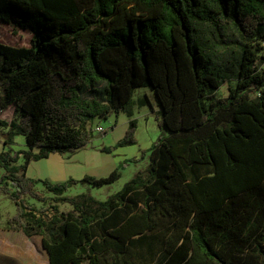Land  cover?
Listing matches in <instances>:
<instances>
[{"label": "trees", "instance_id": "trees-1", "mask_svg": "<svg viewBox=\"0 0 264 264\" xmlns=\"http://www.w3.org/2000/svg\"><path fill=\"white\" fill-rule=\"evenodd\" d=\"M0 23L32 35L0 41L6 228L39 235L49 264H264V0H0ZM139 87L154 90L160 129L139 157L99 177L27 174L87 147L111 112L128 128L100 150L135 144ZM17 135L26 148L13 151ZM145 156L103 200L66 194L111 185Z\"/></svg>", "mask_w": 264, "mask_h": 264}, {"label": "rangeland", "instance_id": "rangeland-1", "mask_svg": "<svg viewBox=\"0 0 264 264\" xmlns=\"http://www.w3.org/2000/svg\"><path fill=\"white\" fill-rule=\"evenodd\" d=\"M31 32L28 30L14 31L11 25L0 23V41L5 43H15L18 45H28L31 39ZM264 57V50L262 52ZM260 68L264 69V58L261 59ZM234 84V81L231 82ZM227 85L223 84L218 90L219 96L227 93ZM159 104L154 90L151 87H139L134 90L132 96V119L136 122L135 140L133 145L120 146L105 153L100 150L102 146H113L117 140L123 137L128 128L129 117L125 112H111L106 118L97 117L92 122L94 137L87 147L78 149L71 153L60 155L54 153L46 159L32 161L28 169L31 177L48 178L53 181H63L69 177L81 178L83 175H93L96 177L105 176L113 170L121 161L131 157H139L141 151L146 150L157 140L160 129L157 125L156 114ZM6 119L11 118L12 109L5 111ZM100 127L102 131H98ZM5 130L0 128V150L8 149L4 139ZM13 151L26 148L25 139L22 135L14 137V143L10 146ZM105 153V155H103ZM22 160V159H21ZM147 163V157L137 163L129 162L124 168H120L121 177L111 185L102 187H92L88 184H77L66 191V194L75 195L79 193H89L97 199H105L109 194L119 190L137 170L143 169ZM3 169L0 167V175ZM41 189V185H37ZM30 203L37 206L41 204L34 198L28 197ZM68 204L60 205L61 208H68ZM16 211L14 203L0 192V226L6 219L11 217ZM1 234V233H0ZM10 251V250H9ZM22 251V250H21ZM24 253L28 250L23 249ZM29 252V251H28ZM27 255V254H26Z\"/></svg>", "mask_w": 264, "mask_h": 264}, {"label": "crops", "instance_id": "crops-1", "mask_svg": "<svg viewBox=\"0 0 264 264\" xmlns=\"http://www.w3.org/2000/svg\"><path fill=\"white\" fill-rule=\"evenodd\" d=\"M30 165L31 162L28 169ZM0 233V264H49L39 235L28 237L21 230L6 228L5 223L0 226ZM23 249L29 252L24 253Z\"/></svg>", "mask_w": 264, "mask_h": 264}, {"label": "built area", "instance_id": "built-area-1", "mask_svg": "<svg viewBox=\"0 0 264 264\" xmlns=\"http://www.w3.org/2000/svg\"><path fill=\"white\" fill-rule=\"evenodd\" d=\"M97 130H98V131H102V129H101L100 127H97Z\"/></svg>", "mask_w": 264, "mask_h": 264}]
</instances>
